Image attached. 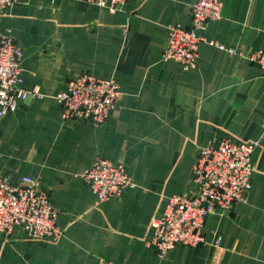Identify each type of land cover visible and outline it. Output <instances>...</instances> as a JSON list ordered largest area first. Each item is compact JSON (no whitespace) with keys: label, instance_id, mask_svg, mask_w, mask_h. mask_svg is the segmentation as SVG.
<instances>
[{"label":"crops","instance_id":"0c3cea01","mask_svg":"<svg viewBox=\"0 0 264 264\" xmlns=\"http://www.w3.org/2000/svg\"><path fill=\"white\" fill-rule=\"evenodd\" d=\"M220 1L195 69L161 61L165 28L188 27L194 0H130L115 13L87 0H17L0 16V36L23 52L22 88L41 94L0 120V173L14 184L37 178L63 231L46 243L0 234V264H264L262 71L209 45L264 50V0ZM82 73L119 86L104 127L64 119L54 99ZM221 139L255 145L243 202L206 220L204 246L158 258L152 217L189 190L198 148ZM98 158L123 166L134 187L97 203L79 175Z\"/></svg>","mask_w":264,"mask_h":264},{"label":"built area","instance_id":"2783aa9c","mask_svg":"<svg viewBox=\"0 0 264 264\" xmlns=\"http://www.w3.org/2000/svg\"><path fill=\"white\" fill-rule=\"evenodd\" d=\"M87 1L101 10L115 13L130 0ZM16 2L0 0V16L6 15ZM221 9L220 0H194L188 27L172 24L165 28L167 39L161 61L178 63L184 69H195L206 25L220 19ZM209 45L256 65L262 71L264 83L263 49L242 52L216 42ZM22 60L23 52L15 39L9 34L0 36V120L14 112L19 102L41 97L38 87L29 91L22 88ZM119 97L120 89L116 81L82 73L69 80L66 88L54 99L64 119L88 122L101 128L117 107ZM254 148L255 145L250 143L237 144L225 139L198 148L189 190L167 197L163 210L149 223V246L158 258L162 259L178 246H204L202 231L206 220L214 215L223 216L243 202L254 171L251 164ZM79 178L95 196L97 203L118 198L126 189L134 187L123 166L101 158L87 167ZM15 229L23 230L31 240L41 243L57 241L63 234L57 225V213L50 204L49 191L39 184L37 178L24 176L14 184L0 173V234L8 236ZM214 238L213 245L218 247L221 237L215 234Z\"/></svg>","mask_w":264,"mask_h":264}]
</instances>
